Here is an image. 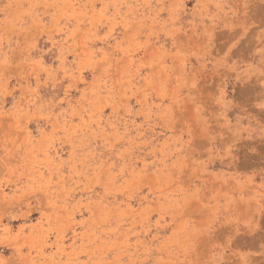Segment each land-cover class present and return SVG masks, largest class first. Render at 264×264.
<instances>
[{
    "label": "rangeland",
    "instance_id": "rangeland-1",
    "mask_svg": "<svg viewBox=\"0 0 264 264\" xmlns=\"http://www.w3.org/2000/svg\"><path fill=\"white\" fill-rule=\"evenodd\" d=\"M0 264H264V0H0Z\"/></svg>",
    "mask_w": 264,
    "mask_h": 264
}]
</instances>
